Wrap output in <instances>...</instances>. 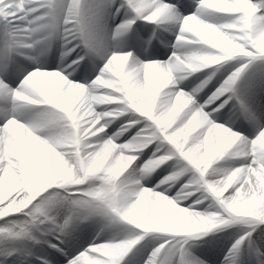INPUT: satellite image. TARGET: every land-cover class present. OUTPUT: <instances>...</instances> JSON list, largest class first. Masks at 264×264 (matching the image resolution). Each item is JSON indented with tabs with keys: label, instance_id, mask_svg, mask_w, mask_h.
Wrapping results in <instances>:
<instances>
[{
	"label": "snow or ice",
	"instance_id": "obj_1",
	"mask_svg": "<svg viewBox=\"0 0 264 264\" xmlns=\"http://www.w3.org/2000/svg\"><path fill=\"white\" fill-rule=\"evenodd\" d=\"M258 66L264 0H0V264H264Z\"/></svg>",
	"mask_w": 264,
	"mask_h": 264
},
{
	"label": "rangeland",
	"instance_id": "obj_2",
	"mask_svg": "<svg viewBox=\"0 0 264 264\" xmlns=\"http://www.w3.org/2000/svg\"><path fill=\"white\" fill-rule=\"evenodd\" d=\"M185 14H187V13H185ZM118 20H119V18L117 19V22H118ZM139 24H140V22H138V25ZM153 27H154L153 25L144 24L141 27H138L137 28V31L140 32L141 37L146 41V40H148V39L151 38ZM163 35L166 38H168L169 42L174 41V39H175V37L172 36L171 34L168 35V34L164 33ZM152 43H153V45H156L157 47L154 49L152 46H148V48H147V55H149V53H151V52H155V54L156 55H159V58H160V59H157V60H161L162 61V60L167 59L168 58L167 52H165V50L163 49L164 47L160 44V42L158 40H153ZM126 50H131V48L130 49H126ZM53 57H55L56 62L59 63V52L56 51L55 49L51 53L48 54V56H47V63H52ZM258 67H264V66H258ZM197 75H201V74H197ZM190 79L195 80L196 79V76H193ZM184 83L187 84L188 81H185ZM258 101H260V100H258ZM257 104H259V103L257 102ZM253 109H256V108L253 106ZM236 123H237V125H242V127L245 128V129H249L248 123L245 122L243 119L238 120ZM115 126L116 125H114L113 127H115ZM234 129L235 130H240L239 127L234 128ZM250 131L251 130L249 129V131H244L243 133L244 134L245 133L247 134ZM161 172H162V175L157 176L156 174H154L153 178H150L149 180L144 181L145 186H147V187L154 186L153 180L155 181V183H158L159 182V179H162L163 175H166L167 174V172H163V170H161ZM175 194H176V190L173 189L172 192L170 193V195L174 196ZM242 227L243 226H236V227L230 228L226 232H222L221 233V236H228L229 233H232V234H234L233 235V238H232V242H234V239L237 238L238 235L240 234ZM213 234H214V236H216V235L220 234V232H216V233H213ZM207 238L208 237H205L204 240H207ZM211 239H214V238H211ZM204 240L194 241L193 243L196 244V245H200V244H203L204 243ZM157 243H158L157 240H154L151 237H146L145 240H143L141 242V244L137 246V248H142L145 245H148L149 246V249L148 250L151 251V248L152 247H155ZM230 246H231V242L229 243V247ZM134 252H135V249H134ZM197 254H199V251H197Z\"/></svg>",
	"mask_w": 264,
	"mask_h": 264
},
{
	"label": "bare ground",
	"instance_id": "obj_3",
	"mask_svg": "<svg viewBox=\"0 0 264 264\" xmlns=\"http://www.w3.org/2000/svg\"><path fill=\"white\" fill-rule=\"evenodd\" d=\"M166 34L169 35L170 33H167V32H166ZM163 49L165 50V52H167V56H170V55H171V48H165V47H164ZM131 50H132V51H135V49H131ZM137 55H139V54L137 53ZM149 56L153 57V58L156 59V60H157V59H160V58H159V55H156L155 52H151V53H149ZM143 58H144L143 56H140V59H143ZM165 60H167V59H165ZM162 61H164V60H162ZM258 100H259V98H258ZM258 100H257V102L260 104V101H258ZM259 104L254 105V107L257 108V107L259 106ZM253 110H255V109H253ZM249 129H250V128H249ZM234 130H235V129H234ZM250 130H251V129H250ZM249 133H250V132H249ZM249 133H247V134H246V133H245V134L243 133V134H244L245 136H249ZM249 138H251V137H249ZM227 163H228V162H226V165H227ZM167 174H168V173H167ZM167 174H166V175H167ZM162 178H163V177H162ZM152 187H154V186H152ZM174 190H175V189H174ZM171 196H172V195H171ZM221 233H222V232H220V234H218V235H216V236H214V234H210V235L208 236L207 240H208V239H211V238H215V237H217V236H221Z\"/></svg>",
	"mask_w": 264,
	"mask_h": 264
}]
</instances>
